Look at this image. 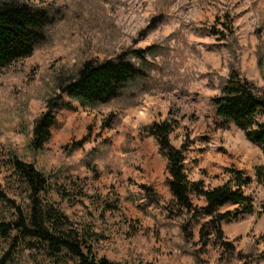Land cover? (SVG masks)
<instances>
[{"label": "rangeland", "instance_id": "obj_1", "mask_svg": "<svg viewBox=\"0 0 264 264\" xmlns=\"http://www.w3.org/2000/svg\"><path fill=\"white\" fill-rule=\"evenodd\" d=\"M12 1L40 11L46 21L44 39L33 54L0 71V224L11 227L19 212L26 219L30 206L28 187L11 162L16 159L49 179L48 206L96 235L98 258L114 264H257L264 259V231L237 246L239 259L218 260V245H198L197 220L167 215L166 165L154 158L157 144L143 133L153 123L169 121L171 144L188 146L190 180L206 188L228 181L229 169L257 182L262 151L234 125L221 127L212 100L232 72L264 91V0ZM121 56L143 76L109 103L82 106L60 92L59 85L75 77L83 63ZM52 106H58L57 125L50 141L35 151V122ZM75 187L82 194L69 200L55 191ZM249 188L259 213L255 220H260L264 186ZM0 260L80 264L67 253L49 255L44 245L16 229L0 234Z\"/></svg>", "mask_w": 264, "mask_h": 264}, {"label": "trees", "instance_id": "obj_2", "mask_svg": "<svg viewBox=\"0 0 264 264\" xmlns=\"http://www.w3.org/2000/svg\"><path fill=\"white\" fill-rule=\"evenodd\" d=\"M45 21L43 14L32 7L12 0H0V71L33 54L35 47L44 39L42 27ZM142 76L143 72L124 56L101 63L87 61L75 77L59 85V90L82 106L103 105L119 97L129 83ZM212 105L216 116L222 121L221 127L234 125L264 155V91L256 89L246 79L232 72L220 95L212 100ZM69 106L66 104V107ZM57 107L52 106L35 122L31 142L33 150H42L50 141L51 130L56 123L53 113ZM173 130L174 126L169 121L153 123L143 130L146 137L156 141L158 153L167 164L165 183L172 195V200L164 208L167 215L189 217L192 220L208 217L209 220L200 227L198 243L205 247L212 242L228 258L239 259L241 254L237 253L236 256L233 245L225 242L221 225L225 221L259 215L253 198L245 196L243 192L252 181L246 179L240 171L231 169L228 170V181L215 188H206L203 182L191 181L184 163L188 146L182 144L177 148L171 144L170 135ZM11 162L17 175L28 187L30 206L26 219L19 212L11 227L0 224V234L6 235L9 230L16 229L25 238L44 245L53 257L67 253L80 264H114L95 255V234L86 228L77 229L59 209L47 205L53 188L43 173L33 165L16 159ZM256 179L260 186H264V166L257 168ZM55 191L61 199L67 200L75 198L74 193L82 194L78 187L73 192L66 189ZM196 199H203L206 206H197L194 203ZM228 204L237 205V208L219 213V209ZM0 264L6 263L0 260Z\"/></svg>", "mask_w": 264, "mask_h": 264}, {"label": "crops", "instance_id": "obj_3", "mask_svg": "<svg viewBox=\"0 0 264 264\" xmlns=\"http://www.w3.org/2000/svg\"><path fill=\"white\" fill-rule=\"evenodd\" d=\"M246 15H248V17H249V16H252V13L249 12V11H246ZM55 118H56L55 125H57V118H58L57 115H55ZM151 139H153V138H151ZM154 158H156L158 161L161 158L159 153H158V146H157V150H155V152H154ZM184 163H185L186 173L188 174V172H187L188 166H187V162H186V156H185V162ZM165 165H167L166 162H165ZM165 174H166V166H165ZM244 177L246 179H250L252 181L251 184L246 189H243V192H244L245 196H250L252 194L251 190L249 188L250 186H252V185L257 186L258 189L262 187L256 182V180H254L253 177H250V176H247V175L244 176ZM189 179H190V177H189ZM201 181H203V179H201ZM221 185L222 184H218V185H216L214 187H218V186H221ZM167 192H168V194L170 196V200H172V195L170 194L168 187H167ZM251 197L254 200V196L251 195ZM194 203L197 206H199V207H205L206 206V203H205V201L203 199H199V200L196 199V200H194ZM236 208H237V205L228 204V205L220 208L219 209V213H225V212H228V211H233ZM98 211H100V210L98 209ZM194 220H197V222H198L197 223L198 225L195 227L196 229L194 230V236H195V239H197V243H198L199 242V230H200V227L204 223H206L209 220V218L203 216V217H198V218H196ZM221 226H222L223 233L225 232V227H231V228L228 229V235H225V233H224V240H225V242L230 243V244L233 245V247L235 248V253L236 254L237 253L241 254L242 253L241 252V248L244 247L245 242L248 240L247 236L248 235H258L259 233L264 231V218H262L260 220H257V219L255 220L254 215L244 216V217H242V218H240L238 220H235V221H231V220L230 221H225V222L222 223ZM240 237H241V240H240V244L238 245V243H236V240H237V238H240ZM198 245L201 247V249H204V248H207V246H209V243L205 247H202L201 244H199V243H198ZM237 246H239L241 248H238ZM216 253L218 254V260H219V258L222 259L225 256L222 252H219V246H217ZM257 264H264V259H262V260L260 259Z\"/></svg>", "mask_w": 264, "mask_h": 264}]
</instances>
